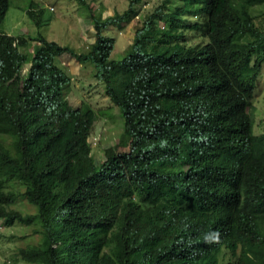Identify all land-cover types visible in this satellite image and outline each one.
<instances>
[{
    "label": "trees",
    "instance_id": "1",
    "mask_svg": "<svg viewBox=\"0 0 264 264\" xmlns=\"http://www.w3.org/2000/svg\"><path fill=\"white\" fill-rule=\"evenodd\" d=\"M77 1L94 30L83 51L41 34H7L9 0H0V219L35 225L40 235L18 257L264 264V132L254 133L252 104L264 66V12L252 8L264 0H183L204 13L189 24L191 40L156 24L179 22L162 11L165 0L120 59L111 58L105 31L129 21L139 0L106 18ZM26 13L41 25V9ZM63 56L94 66L122 118L119 141L99 160L88 140L98 112L68 102L70 78L56 64ZM18 198L34 212L12 208Z\"/></svg>",
    "mask_w": 264,
    "mask_h": 264
},
{
    "label": "rangeland",
    "instance_id": "2",
    "mask_svg": "<svg viewBox=\"0 0 264 264\" xmlns=\"http://www.w3.org/2000/svg\"><path fill=\"white\" fill-rule=\"evenodd\" d=\"M165 0H139L132 5V17L129 21L109 27L105 34L114 39L111 58L120 59L127 46L132 42L135 31L142 26L147 16ZM92 6L95 16L106 18L114 13H122L128 9L130 0H86ZM33 5L35 10H42V22L37 26L27 15V9ZM178 8V9H177ZM174 12L179 20L175 25L169 21L159 19L156 24L159 28L167 26V31L176 30L192 39L189 24L202 21L203 11H197L193 7L184 6L183 0H170L163 4L162 11ZM253 14L258 15L264 11V3L252 8ZM259 12V13H258ZM4 32L13 36L36 37L41 34L48 41H54L60 45L71 46L77 51L86 50L94 41V30L89 19V11L86 5L77 0H9V7L1 23ZM165 31V32H167ZM36 43L24 50L31 54ZM70 56H63L56 60V64L69 76L70 83L65 86V95L68 102L78 106L81 101L89 104L98 112V118L89 137L92 153L97 160L103 158V151L117 144L123 131V123L118 108L104 93V86L94 76L95 68L90 63H77ZM264 66L254 91L253 118L254 133L264 132ZM261 89V90H260ZM23 213H33L35 207H31L25 200L18 198L11 205ZM37 226H26L14 223L5 226L0 219V264H30L21 260L17 255L20 247L37 244L40 235L35 231Z\"/></svg>",
    "mask_w": 264,
    "mask_h": 264
},
{
    "label": "bare ground",
    "instance_id": "3",
    "mask_svg": "<svg viewBox=\"0 0 264 264\" xmlns=\"http://www.w3.org/2000/svg\"><path fill=\"white\" fill-rule=\"evenodd\" d=\"M263 12H264V11H263ZM258 13H259V12H258ZM260 13H261V11H260ZM261 14H262V13H261ZM255 15H256V14H255ZM262 20H263V19H262ZM164 40H165V39H164ZM162 44H163V43H162ZM162 44H161V45H162ZM167 45H168V43H167ZM161 49H162V48H161ZM163 50H164V49H163ZM163 50H162V51H163ZM169 50H170L171 52H174V51H172L171 49H169ZM174 53H175V52H174ZM75 60H77V59H75ZM77 63H78V62H77ZM258 67H259V66H258ZM263 82H264V81H263ZM260 90H261V89H260Z\"/></svg>",
    "mask_w": 264,
    "mask_h": 264
},
{
    "label": "clouds",
    "instance_id": "4",
    "mask_svg": "<svg viewBox=\"0 0 264 264\" xmlns=\"http://www.w3.org/2000/svg\"><path fill=\"white\" fill-rule=\"evenodd\" d=\"M256 89V88H255Z\"/></svg>",
    "mask_w": 264,
    "mask_h": 264
}]
</instances>
